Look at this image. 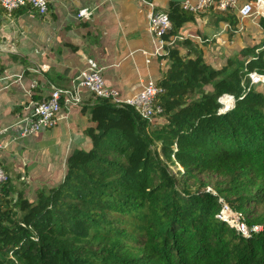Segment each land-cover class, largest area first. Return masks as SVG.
<instances>
[{
    "label": "trees",
    "instance_id": "trees-1",
    "mask_svg": "<svg viewBox=\"0 0 264 264\" xmlns=\"http://www.w3.org/2000/svg\"><path fill=\"white\" fill-rule=\"evenodd\" d=\"M164 12L169 35L205 18L214 39L241 34L222 31L237 27L233 11L172 1ZM257 24L264 34V19ZM195 36L159 69L150 118L94 98L89 145L70 153L63 174L28 190L7 177L0 264H264V86H240L246 73L264 75V40L214 65L205 61L213 38ZM223 96L235 104L219 113ZM219 199L246 236L217 218Z\"/></svg>",
    "mask_w": 264,
    "mask_h": 264
},
{
    "label": "crops",
    "instance_id": "crops-1",
    "mask_svg": "<svg viewBox=\"0 0 264 264\" xmlns=\"http://www.w3.org/2000/svg\"><path fill=\"white\" fill-rule=\"evenodd\" d=\"M45 1L48 13L43 19L26 8L12 14L0 8V142L6 145L0 164L11 185L24 190L63 174L70 153L89 145L84 130L91 126L87 107L94 98L84 92L83 104L72 109L68 118L25 139H17V132L10 129L17 116L28 114L51 88L69 87L84 69L85 59L103 69L104 85L121 98L137 95L163 68L144 54H152L154 45L147 32V7L141 0ZM146 1L166 11L172 1L193 5L197 0ZM83 8H95L90 22L76 19ZM208 23L205 18L185 27L183 33L195 35L202 27L212 39L216 29ZM42 66L47 69L40 71Z\"/></svg>",
    "mask_w": 264,
    "mask_h": 264
},
{
    "label": "built area",
    "instance_id": "built-area-1",
    "mask_svg": "<svg viewBox=\"0 0 264 264\" xmlns=\"http://www.w3.org/2000/svg\"><path fill=\"white\" fill-rule=\"evenodd\" d=\"M141 3L147 7V32L154 45L152 54L144 53L147 58L152 57L157 60L162 58L160 66L164 68L171 50L178 43L186 39L200 41V38L195 35H169L171 25L167 13L157 10L149 1L141 0ZM209 7H213L220 13L233 11L237 14V27L233 28L231 25L226 24L223 26V32L242 33L246 21L260 29L257 20L264 19V0H197L193 5L183 4V8L191 12H200ZM0 8L7 14L26 8L40 19L46 17L48 13V4L45 0H0ZM94 11L95 8L79 9L76 12V19L90 22ZM45 69L47 67L42 66L39 70L44 71ZM102 70L92 59H85L84 69L73 77L69 87L51 88L48 96L43 101L31 105V111L28 114L16 117L10 129L17 132V139H25L28 136L51 130L59 119L64 116L68 118L72 109L83 104L84 92L93 98H110L118 107L134 108L144 118H150L153 115V101L158 93L154 82L145 83L142 90L132 98H121L117 92L104 85L101 76ZM240 86L243 93L250 92L254 87L264 86V75L256 72L246 73L240 82ZM218 103L220 105L219 113H224L234 107L235 100L232 96H223L218 100ZM2 134L3 132H0V136ZM5 148L6 145L0 142V152ZM6 182L7 176L0 164V189ZM218 202L222 205V208L217 218L246 236L247 230L240 222V217L221 199Z\"/></svg>",
    "mask_w": 264,
    "mask_h": 264
},
{
    "label": "rangeland",
    "instance_id": "rangeland-1",
    "mask_svg": "<svg viewBox=\"0 0 264 264\" xmlns=\"http://www.w3.org/2000/svg\"><path fill=\"white\" fill-rule=\"evenodd\" d=\"M247 22L248 21L244 22L246 32L244 35L246 36H243V32L239 34L241 36L223 34L219 37H216L215 39L213 38V41H210V43L205 48V61L214 65L221 64L222 62H224L227 56L234 55L236 51H239L245 45L249 46L254 42H262L264 40V34L262 32H258L253 27V25H251L250 23L248 24ZM199 30L205 33L204 28L199 27ZM179 52L181 54L185 53L182 48H180ZM155 69H157V66ZM258 89H264V87H258ZM172 170L175 171L174 168H172Z\"/></svg>",
    "mask_w": 264,
    "mask_h": 264
}]
</instances>
